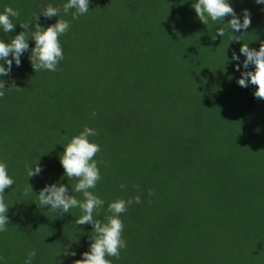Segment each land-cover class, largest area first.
Masks as SVG:
<instances>
[{
    "label": "trees",
    "instance_id": "trees-1",
    "mask_svg": "<svg viewBox=\"0 0 264 264\" xmlns=\"http://www.w3.org/2000/svg\"><path fill=\"white\" fill-rule=\"evenodd\" d=\"M66 2L0 0V13L20 12L0 40L10 43L20 23ZM194 2L90 0L78 20L74 10L40 16L42 27L65 19L70 29L60 37L56 72L33 71L30 39L21 65L0 77L6 88H20L0 98V162L15 181L5 189L0 264H25L32 249V264H74L89 250L91 225L75 223L81 210L61 217L37 198L46 185L64 184L83 199L60 156L85 126L98 132L89 140L101 147L94 159L102 179L93 191L105 204L96 218L104 220L115 200L141 198L120 217L127 247L111 264H264V100L254 98L255 86L237 83L245 71L240 47L258 51L264 42V5L229 0L241 22L250 12L251 26L213 39L224 24H202ZM37 162L43 170L28 180L26 167ZM28 184L34 194L24 197Z\"/></svg>",
    "mask_w": 264,
    "mask_h": 264
},
{
    "label": "clouds",
    "instance_id": "clouds-1",
    "mask_svg": "<svg viewBox=\"0 0 264 264\" xmlns=\"http://www.w3.org/2000/svg\"><path fill=\"white\" fill-rule=\"evenodd\" d=\"M255 3L264 5V0H255ZM191 7L202 24L208 25L210 21L224 24V27L216 30L213 39L216 36L223 37L225 29H230L233 33L246 31L251 26L250 12L246 9L243 10V20L241 22L229 0H195ZM89 8L90 0H67L62 8L48 4L38 14H34V23H20L19 26L23 31L15 35L10 43L0 40V61H3V63H0V77L10 75L13 62L17 67L21 65V56L29 51L28 41L30 39L35 44L29 56L33 71L56 72L59 63L64 59L60 37L68 33L70 23L65 19H57L54 24L45 28L38 22L40 16L43 15L46 19H52L53 17H59L61 12L67 15L70 10H74L72 19L78 20L81 16L89 13ZM19 16V10L6 6L3 13H0V29L4 33L13 32L16 24L13 23L12 18L18 19ZM227 17H231V19L224 23ZM30 25L34 26V30H30ZM237 37L239 36L233 35L232 39L238 41ZM239 51L245 57L243 61L245 71L241 72V78L237 80L238 85L242 88H247L249 84L255 86L254 98L264 100V42L260 44L258 51L249 48L246 44H242ZM232 60L239 61L240 56L233 52ZM5 64L7 67L4 66ZM250 66H254V70L248 71L247 69ZM236 71H240L239 64L236 66ZM5 83L4 80H0V98L5 96V91L8 88L20 89L15 86L14 82L7 88ZM97 115L98 113L95 111L92 113L93 117ZM96 135H98V132L95 129L85 126L79 135L71 138L70 142L64 147L62 156H60L64 177L76 181L72 191L82 194L83 199H77L76 196L71 195L68 186L64 184L46 185L37 196L40 208L48 207L49 211L59 214L61 217L68 214L70 210L79 208L82 215L75 221L76 225H91L94 235L90 238L89 250L82 253V258L75 260L74 264H111L109 257L119 259L121 250L127 247L126 241L122 237L124 223L120 217L127 212L130 205L141 203L140 196L131 197L127 200L118 199L108 204V214L104 220L96 218L105 204V201L94 194L93 191L102 179L98 167L99 162L94 159L101 152V147L89 140V137ZM7 168L8 165L5 162H0V232H6L9 225L7 215L9 206L5 202V189L11 188L15 183L9 176ZM42 170L38 162L35 167H26L28 180L38 176ZM120 187L123 189L125 186L120 185ZM33 194V189L28 184L22 195L28 197ZM152 194L150 190L149 195ZM67 247H70V245ZM36 255L35 249L28 252L25 264H32V260ZM64 255L75 256L76 253L65 251ZM2 259L0 257V260Z\"/></svg>",
    "mask_w": 264,
    "mask_h": 264
}]
</instances>
